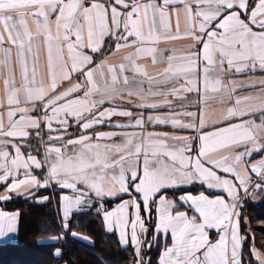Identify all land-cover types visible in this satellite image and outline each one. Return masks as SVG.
<instances>
[{"label":"snow or ice","instance_id":"1","mask_svg":"<svg viewBox=\"0 0 264 264\" xmlns=\"http://www.w3.org/2000/svg\"><path fill=\"white\" fill-rule=\"evenodd\" d=\"M257 72L264 0H0V202L55 197L49 239L90 244L70 220L94 210L131 264H264L243 212L264 194V75L256 95L233 78ZM20 217L0 208V242Z\"/></svg>","mask_w":264,"mask_h":264},{"label":"trees","instance_id":"2","mask_svg":"<svg viewBox=\"0 0 264 264\" xmlns=\"http://www.w3.org/2000/svg\"><path fill=\"white\" fill-rule=\"evenodd\" d=\"M44 194L49 195L48 192ZM3 207L8 211L19 210L21 217L16 244L0 245V264H131L132 249L125 250L119 245L116 234L106 233L100 218L93 211L91 214L87 210L76 213L70 220V228L94 241L90 244L70 234L59 241L49 239L60 231L59 217L54 212L57 206L53 200L37 205L30 199L19 197L3 203ZM259 208L264 212V201ZM244 214L250 221L251 214ZM260 219L264 221V215ZM256 246H261L257 237ZM56 249L62 251L60 257L53 255ZM159 249L161 247L157 245L148 253L153 261Z\"/></svg>","mask_w":264,"mask_h":264},{"label":"crops","instance_id":"3","mask_svg":"<svg viewBox=\"0 0 264 264\" xmlns=\"http://www.w3.org/2000/svg\"><path fill=\"white\" fill-rule=\"evenodd\" d=\"M173 23H175V18L174 17H173ZM181 28H183V16H181ZM186 43H187V41L180 40V41L172 42V45H169V46H175L177 48H182ZM157 67H162V65H158ZM149 70L150 71L152 70L151 66H149ZM262 75H264V74H261V73L257 72L252 77H248V76H236V77H233V78L234 79H237L239 81H244V83H245V90L240 93L241 95H247V94L256 95L260 91L259 86H256V87H253V88H249V87H247V81L250 78L251 79H259V78H261ZM194 98H195L194 96L190 97V99H194ZM179 104H180V101H177L176 102V105H174V106H177L178 107ZM112 119H113V121H117V120H122L123 118L113 117ZM103 130H115V129L104 128ZM149 130H155V131H158V132H160V131H167L170 134H175V135H189L190 134L188 132H183V131H180V130L172 129L170 126H157L154 129H152L150 127ZM196 187H199V186H196ZM125 198H127V197H125ZM52 200L54 201V203L57 206V199L55 197H53ZM116 203H119V201L118 200L114 201V203L112 205L107 204L106 207H108L109 210H110L111 207H113ZM0 208L4 209L3 202H0ZM4 210H6V209H4ZM6 211H8V210H6ZM130 211H131V209H130ZM93 212H95V211L93 210ZM110 234H116L118 236V233H110ZM149 239H151V236H149ZM17 240H18V237L17 238H14V239H6V240L0 242V245L16 244ZM163 243H164V241H163V239H161L159 241V244H154V247L158 245L159 247L162 248Z\"/></svg>","mask_w":264,"mask_h":264},{"label":"rangeland","instance_id":"4","mask_svg":"<svg viewBox=\"0 0 264 264\" xmlns=\"http://www.w3.org/2000/svg\"><path fill=\"white\" fill-rule=\"evenodd\" d=\"M263 201H264V194L257 193L255 202L249 200L247 202L246 207L243 209V212H247V213L249 212L251 214L250 231L255 234V238L257 237V240L260 242L261 250H264V248H262V245H264V232H261V228L264 227V221L263 219L260 218L264 215V212L261 211L259 207L263 203ZM247 220L249 221L248 218Z\"/></svg>","mask_w":264,"mask_h":264}]
</instances>
